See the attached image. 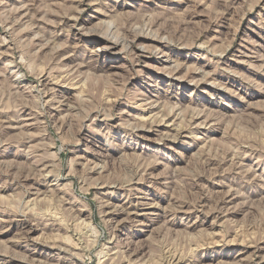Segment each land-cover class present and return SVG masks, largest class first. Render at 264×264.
<instances>
[{
    "label": "rangeland",
    "instance_id": "rangeland-1",
    "mask_svg": "<svg viewBox=\"0 0 264 264\" xmlns=\"http://www.w3.org/2000/svg\"><path fill=\"white\" fill-rule=\"evenodd\" d=\"M0 264H264V0H0Z\"/></svg>",
    "mask_w": 264,
    "mask_h": 264
},
{
    "label": "bare ground",
    "instance_id": "bare-ground-1",
    "mask_svg": "<svg viewBox=\"0 0 264 264\" xmlns=\"http://www.w3.org/2000/svg\"><path fill=\"white\" fill-rule=\"evenodd\" d=\"M76 21V20H75ZM103 21V20H102ZM75 24V23H74ZM106 24V23H105ZM109 23L107 22V25H108ZM112 24V23H111ZM105 29H107L108 30V28L106 27ZM102 30V29H101ZM107 32H109V31H107ZM103 33V32H102ZM104 33H106V32H104ZM109 34V33H108ZM136 35V34H135ZM144 35V34H143ZM104 36V35H103ZM108 36V35H107ZM139 36V35H138ZM105 37V36H104ZM150 37V36H149ZM158 38V37H157ZM102 39V38H101ZM106 39H107V37H106ZM134 39V38H133ZM115 42V41H114ZM116 45V44H115ZM123 48V47H122ZM121 48V49H122ZM80 84V83H79ZM81 87V86H80ZM152 106V105H151ZM29 232V231H28Z\"/></svg>",
    "mask_w": 264,
    "mask_h": 264
}]
</instances>
